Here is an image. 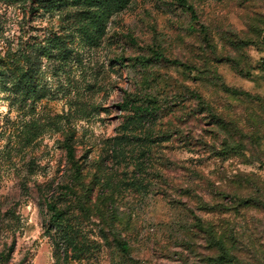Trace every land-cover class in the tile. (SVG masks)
Instances as JSON below:
<instances>
[{"label": "rangeland", "instance_id": "374dc122", "mask_svg": "<svg viewBox=\"0 0 264 264\" xmlns=\"http://www.w3.org/2000/svg\"><path fill=\"white\" fill-rule=\"evenodd\" d=\"M186 1L125 0L86 42L85 5L0 0V264H264V0ZM210 224L256 250L218 262Z\"/></svg>", "mask_w": 264, "mask_h": 264}, {"label": "trees", "instance_id": "16d2710c", "mask_svg": "<svg viewBox=\"0 0 264 264\" xmlns=\"http://www.w3.org/2000/svg\"><path fill=\"white\" fill-rule=\"evenodd\" d=\"M67 1H71L77 5L86 6L83 7V9L80 11V14L84 21L82 22V25L80 27V30L83 34L84 40L86 42H92L96 36V33H100L101 29L104 26V22L107 17L108 10L110 8L116 9L123 6L125 3V0H49L50 4H64ZM178 3L186 10L188 11L191 16H194V9L193 7L188 4L186 0H177ZM152 56L155 58H163V55L159 53L156 49L152 48ZM136 62H140L143 60L141 57H136L134 59ZM168 62L180 65V66H186L183 63L177 61V60H168ZM238 91H233V93H237ZM240 92V91H239ZM232 93V94H233ZM240 93L248 94L245 91H242ZM120 107L122 109H128L132 111L136 115L142 116L143 114H151L156 113L159 108L156 106V101L152 98L148 99V105L142 106V105H136V103H133L131 101H124ZM219 120H217L218 122ZM72 135H68L65 137L63 141V147L66 153V156L68 160L70 161L71 168L74 172V176H77L79 174V169L77 164L74 161V154H73V147L71 144ZM252 177H255L251 175ZM252 177L249 178L250 181H252ZM255 199L251 198H239L234 197L232 199V202L234 203V207L232 210L233 212H239L240 209L243 210V213L241 215L246 214V210L250 207H253V202ZM260 204V201H257V205ZM261 205V204H260ZM255 207V206H254ZM45 208L49 213V222L54 227V233L56 234V241L59 242H67L68 244L72 243V240L70 238L69 232L67 230V227L65 226L64 220H63V210L57 206V204L53 201H46L45 202ZM202 232L207 237L208 244L211 245V247H216L219 250H221L220 259L218 257L214 258L213 261L221 262L222 260H226L225 263H232L237 259L235 255H231L228 252V248H235L237 244H240L242 247L245 248V246L249 247L251 250H256L255 244L253 242H250L247 239L245 245L240 243V239L244 237L243 232L236 231L235 228L229 229V226L222 224L219 225V227L215 228L213 225H209L206 228L202 229ZM118 245L120 246L121 250L126 251L127 245L123 241H119ZM73 248H75V245H73Z\"/></svg>", "mask_w": 264, "mask_h": 264}]
</instances>
